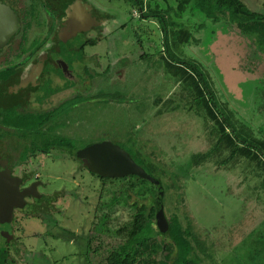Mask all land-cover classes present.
<instances>
[{
	"label": "rangeland",
	"instance_id": "obj_1",
	"mask_svg": "<svg viewBox=\"0 0 264 264\" xmlns=\"http://www.w3.org/2000/svg\"><path fill=\"white\" fill-rule=\"evenodd\" d=\"M242 1L254 12H260L264 3ZM66 2L70 17L66 26L68 37L60 42L53 33L42 52L57 48L53 57L59 56L57 62L64 61L68 66V81L60 78L55 83L47 73L44 81L52 80L40 92L50 93L52 84L56 92L60 91L52 97L54 104L58 103L66 89L70 92L76 84L72 80L74 76L80 77L81 63L86 67L81 75L93 83L87 87L89 93L70 102L74 110L63 119L56 116L50 120L49 137L31 135L26 129L14 136L9 134L14 147L20 148L18 157L25 159L30 150L38 151L18 168L17 174L28 177L29 182L36 181L39 195L46 200L29 199L28 207L16 213L11 226V222L0 224V246L8 243L11 264H87L83 256H77L75 245L84 241L70 238L68 232L90 236L89 254L98 252L91 264H103L107 250L124 238L135 205L153 199L156 192L150 183H137L129 177L106 179L102 183L86 169L83 160L52 150L46 154L42 151L44 141L49 140L48 146H53V134L66 138L74 150L109 141L136 162H152L158 168H163L161 162H182L184 167L191 154L206 151L216 139L215 133L209 134L205 129L202 113L185 99L165 69L160 58L163 33L156 20L138 19L139 13L123 0ZM82 12L87 13L89 21L83 31H78ZM59 15L57 28L66 23L65 16ZM195 23L199 24L197 17L192 20L193 27ZM208 23L202 31L194 30L188 43L177 46L168 30L169 54L173 59H191L207 68L220 102L234 113L236 120L263 132L260 90L264 88V54L256 49L251 36L242 35L234 25L228 27L225 21ZM185 24L190 28L191 22ZM88 40L96 43L80 51L79 46ZM64 97L70 98V94ZM8 120L10 126L16 127V117L10 116ZM221 154L187 169V180L181 178L186 182L183 194L190 215L202 228L201 235L220 264H263L256 259V253L264 248V193L259 191L262 195L258 196L253 191L254 179L245 177L243 163L239 167L231 162L222 164L227 153ZM150 173L169 184L167 177L160 179L158 173ZM168 194L171 199L174 197L172 191ZM167 208L171 206L167 204ZM6 231L8 238L2 236ZM249 248L253 251L250 255Z\"/></svg>",
	"mask_w": 264,
	"mask_h": 264
},
{
	"label": "trees",
	"instance_id": "obj_2",
	"mask_svg": "<svg viewBox=\"0 0 264 264\" xmlns=\"http://www.w3.org/2000/svg\"><path fill=\"white\" fill-rule=\"evenodd\" d=\"M123 1L134 7L133 9L139 13L138 19L157 21L155 22L163 33L161 61L163 60L165 69L184 93L185 99L190 100L196 111L202 113L206 125L205 129L209 131V134L213 135L215 133L216 139L206 151L191 154L189 164L184 167L182 162H161L163 168H158L152 162H136L131 157L150 176H152L150 172H154L158 173L160 179H162L161 176L169 179V184H167L155 178L160 183L162 190L161 203L163 213L165 212L167 215L164 214L166 228L160 231L156 226L154 201L159 191L155 185L150 183L156 191L152 194L153 199H147V202L135 205L124 238L107 250L103 264H220V260L214 257L205 238L201 235L202 228L190 215L183 194L186 182L181 178L187 180L186 178L189 177L186 173L187 169L192 170L214 155L220 156L221 153L225 152L227 157L221 163L231 162L233 166L238 167L239 164L243 163L246 170L245 177L250 176L251 179H254L253 191L258 196L262 195L259 191L264 193V131L262 132L261 129L255 130L252 126L245 125L235 119L234 113L229 112L226 105L217 98L211 75L202 64L191 59L182 61L171 57L169 45L167 44V31H171L175 45L182 42L188 43L192 38V32L194 30L196 32L202 31L206 24H209L208 21L211 23L225 21L228 22V27L234 25L242 35L251 36L256 49L264 54V3H262L260 12H254L249 10L242 0ZM194 17H197L199 24L195 23L193 27L192 20ZM184 21L191 22L190 28L186 27ZM95 43L96 40H88L79 46V50L82 51L84 46ZM60 54L62 55L61 51ZM104 71L107 73V70ZM91 78L95 79L96 76ZM260 91V94L262 93V103L264 104V88L261 87ZM51 92H56V90ZM64 103L66 105H58L50 113H41L35 117L24 114L20 116L21 119L17 122H22L26 133H31L30 130H33L37 123V126H39L38 129L35 128L37 133H31V135L38 136L42 134L46 137L48 135L43 131V127H45V130L51 129L50 120H53L56 116L63 119L66 112L71 110L70 101ZM25 123L29 125L26 126ZM50 140L54 147L52 145L49 147V140H46L45 148H43L45 151L42 150L43 152L51 154L50 151L52 150L56 151L58 155L67 153L68 157H75V150L66 138L53 134ZM65 146L70 147L65 149ZM36 152L38 151L30 150L26 158ZM150 155H153V153H150ZM127 177L133 178L137 183H149L137 176ZM100 179L102 183L106 180L105 178ZM169 190L175 194H173L172 199V196L168 194ZM167 204L171 206V209L168 210ZM68 235L76 241H84L85 244H75L78 248L77 256H83L86 263L91 264L92 258L98 253L95 251L94 255L89 254L91 237L75 236L70 232H68ZM62 238L66 242L71 241L70 238ZM255 242L256 240L253 241V243ZM7 246L8 243L4 247L0 246V264H11ZM254 246V244L251 246L253 251L255 250ZM253 251H250L249 248V255ZM256 254V259L259 258L261 263L264 264V248L263 252ZM249 258L252 260L254 257L249 256Z\"/></svg>",
	"mask_w": 264,
	"mask_h": 264
},
{
	"label": "flooded vegetation",
	"instance_id": "obj_3",
	"mask_svg": "<svg viewBox=\"0 0 264 264\" xmlns=\"http://www.w3.org/2000/svg\"><path fill=\"white\" fill-rule=\"evenodd\" d=\"M66 10V0H0V182H2V186H7V190L11 189L15 196L9 226L15 221L16 213L28 207L29 199L46 201L39 195L36 181L29 182L28 177L17 174L18 168L29 162L30 157H34L36 153L25 159L18 157L20 148L14 147L9 136L19 134L24 125L22 122H16V127L10 126L9 117H16L17 120H20V116L24 114L35 117L41 113H50L58 104L61 105L63 100L72 103L74 98L80 99L83 93H89L90 89L87 87L93 83V80L86 81V76L81 75L86 69L82 63L80 77L74 76V80H72L76 81V84L70 87V92L69 88L65 92L62 91L64 93L60 96L58 103L54 104L52 97L60 91L45 95L40 92L42 86L47 85L52 80L44 81L47 73L56 80L55 83L59 82L60 78L68 81L70 74L68 66L62 60L58 63L57 61L60 59L57 56L53 57L58 52L56 51L57 48H50L47 52H42L43 46L47 44L53 33L56 34V38L60 39V42L66 41L68 37L66 26L70 22ZM59 14L65 16L66 23L57 28L56 23L60 19ZM86 15V12L80 13L78 22L84 21ZM45 30V34L41 36V32ZM9 31L11 33L7 36ZM5 36H7L6 40ZM26 67L29 69H27L28 77L25 79ZM96 79L97 77L94 81H97ZM59 88L65 87L59 85ZM52 90H54V86L51 84ZM67 93L70 94V98L64 97ZM79 104L81 101L77 103V105ZM73 108L74 106L71 105V110H74ZM69 112L67 111L66 115ZM35 128H39L37 123L33 130H30L31 133H37ZM50 130L52 127L46 130L43 127V131L47 134ZM92 144L94 143L87 146ZM76 151L78 150H75V153ZM6 200L8 201V198ZM21 202L22 205H20Z\"/></svg>",
	"mask_w": 264,
	"mask_h": 264
},
{
	"label": "water",
	"instance_id": "obj_4",
	"mask_svg": "<svg viewBox=\"0 0 264 264\" xmlns=\"http://www.w3.org/2000/svg\"><path fill=\"white\" fill-rule=\"evenodd\" d=\"M86 16L85 20L80 22L78 31L84 30V26L89 20L88 15ZM10 33L11 32L9 31L6 35L9 36ZM7 36H5V40L7 39ZM75 156L76 158L83 160L86 169L99 178L121 179L127 176H137L139 179L146 180L155 185L159 191L157 198L154 201L156 209V226L160 231H163L166 228V219L161 203L162 190L160 183L138 166L127 152L109 141H103L76 151ZM1 183L2 182H0V224L4 225L11 222L15 196L12 194L11 189L7 190V186H2ZM2 187L5 188L3 189ZM7 198L8 201L6 200ZM7 202L8 204H6ZM20 205H22V202ZM2 236L8 238V231L2 232Z\"/></svg>",
	"mask_w": 264,
	"mask_h": 264
}]
</instances>
